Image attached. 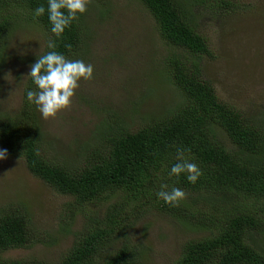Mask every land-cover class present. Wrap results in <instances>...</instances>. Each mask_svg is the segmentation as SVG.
Wrapping results in <instances>:
<instances>
[{
    "label": "trees",
    "instance_id": "obj_1",
    "mask_svg": "<svg viewBox=\"0 0 264 264\" xmlns=\"http://www.w3.org/2000/svg\"><path fill=\"white\" fill-rule=\"evenodd\" d=\"M139 1L153 17L160 38L181 51L171 54L166 64L184 97L182 103L134 131L117 125L105 136V145L91 148L75 167L52 159L43 147L36 107L25 98L26 89L35 85L26 77L19 110L0 114V148L8 149L7 156L21 158L32 175L57 192L71 196L85 221L57 263L8 259L3 252L30 245L42 231L33 229L28 206L1 210L0 264H138L134 248L127 243L104 254L112 239L124 235L141 203L175 216L188 227L207 231L187 240L172 264H264L258 238L264 233V121L254 122L217 97L202 72L200 57L208 52L206 39L195 30L185 0ZM40 4L47 7V0H0V66L5 40L18 19L40 26L45 33L44 49L31 64L48 51L49 39L56 40L57 51L69 59L82 54L88 36L82 15L56 38L47 13L33 19L32 10ZM217 128L224 131L234 150L221 143ZM178 148L201 169L195 184L187 181L186 174L179 178L168 174ZM162 183L169 190L182 188L185 198L175 206L158 200L155 193ZM116 194L123 197L96 218L90 207Z\"/></svg>",
    "mask_w": 264,
    "mask_h": 264
},
{
    "label": "rangeland",
    "instance_id": "obj_2",
    "mask_svg": "<svg viewBox=\"0 0 264 264\" xmlns=\"http://www.w3.org/2000/svg\"><path fill=\"white\" fill-rule=\"evenodd\" d=\"M185 1L195 30L206 39L208 52L200 57L202 72L211 80L217 97L254 122L264 121V0ZM228 1L231 3L221 4ZM82 17L87 42L82 54L73 59L91 63L94 77L81 80L71 106L55 117L44 119L37 111L48 155L75 167L91 148L101 149L105 136L117 125L134 131L165 117L184 99L166 64L171 54L181 51L160 38L153 17L139 0H90ZM24 22H15L1 52L2 115L19 110L32 59L45 46L42 28ZM216 131L221 143L234 150L224 131ZM122 197L116 194L95 203L90 207L92 214L103 217L107 206ZM72 203L71 196L32 175L21 158L0 160V211L28 206L33 229L42 231L30 245L8 249L2 255L57 263L85 221ZM148 205L141 203L137 217L130 216L124 235L112 239L105 257L127 243L134 248L138 264H172L187 240L207 233ZM258 238L264 248V233Z\"/></svg>",
    "mask_w": 264,
    "mask_h": 264
},
{
    "label": "clouds",
    "instance_id": "obj_3",
    "mask_svg": "<svg viewBox=\"0 0 264 264\" xmlns=\"http://www.w3.org/2000/svg\"><path fill=\"white\" fill-rule=\"evenodd\" d=\"M89 3L90 0H47V7L44 4L38 5L32 10V15L33 19H38L47 13L50 31L59 38L86 13ZM46 46L48 51L37 57L26 75L31 78L35 88L25 91L27 102L35 105L44 119L55 117L61 110L70 107L81 80L88 81L94 77V66L91 63H86L83 59H69L57 51L56 40L49 39ZM66 47L71 49L70 44ZM7 155L8 149L0 148V160L6 159ZM168 174L176 178L186 174L187 181L195 184L202 172L197 163L187 159L184 151L178 148L176 162L171 165ZM155 195L165 204L175 206L185 198L186 193L176 186L169 190V186L162 183Z\"/></svg>",
    "mask_w": 264,
    "mask_h": 264
}]
</instances>
